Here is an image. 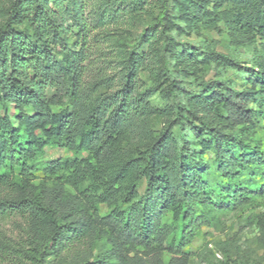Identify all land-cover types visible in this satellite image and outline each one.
<instances>
[{"label": "trees", "instance_id": "trees-1", "mask_svg": "<svg viewBox=\"0 0 264 264\" xmlns=\"http://www.w3.org/2000/svg\"><path fill=\"white\" fill-rule=\"evenodd\" d=\"M152 3L131 46L103 32L111 0L0 3V218L23 224L0 264H192L202 228L251 206L264 255V0L119 13ZM220 24L237 48L260 46L249 67L174 37ZM212 63L243 86L203 79Z\"/></svg>", "mask_w": 264, "mask_h": 264}, {"label": "rangeland", "instance_id": "rangeland-1", "mask_svg": "<svg viewBox=\"0 0 264 264\" xmlns=\"http://www.w3.org/2000/svg\"><path fill=\"white\" fill-rule=\"evenodd\" d=\"M10 1L0 0V3L7 5ZM128 1L130 0H111V3L120 12V10L124 9V5H128ZM86 2L87 4L94 3L93 5L97 6V3H102V0H86ZM143 10L137 12L131 10V13L126 12V14L118 12L116 17L109 19L110 21H108L103 32L111 35V44H115L120 40L123 44L131 46L144 28L154 23V18L158 14L154 4L145 6ZM174 37L181 44L198 47L209 46L215 53L230 55L238 64L245 67L251 65L253 55L260 48L258 44L254 45V48L253 46L237 48V45L231 41L229 34L221 24L218 25V30L203 29L198 34L178 33ZM143 77L146 78L145 75ZM201 77L203 79H215L218 77L223 80L234 81L237 88L243 86L242 78L238 77L233 70L213 63L205 69ZM185 88L190 91L199 90L187 82L185 83ZM168 104L169 102L164 101L159 95L152 98V105L155 108L162 109ZM155 124L156 128L159 129L160 122L158 121ZM258 138L264 151V128L258 129ZM48 153L49 157L59 155L53 151ZM207 158L209 161L212 160L211 156ZM262 211L263 209L257 206L242 208L236 212L220 216L213 227L202 228L198 237L186 250L192 254V264H264L263 252L257 244L259 230L254 220L255 216ZM21 239H23L22 220L15 216L0 218V249L4 244L7 245ZM220 248L225 249V252L220 251Z\"/></svg>", "mask_w": 264, "mask_h": 264}]
</instances>
